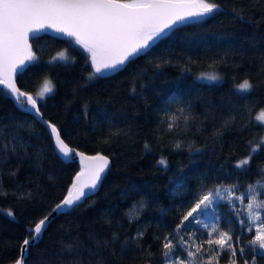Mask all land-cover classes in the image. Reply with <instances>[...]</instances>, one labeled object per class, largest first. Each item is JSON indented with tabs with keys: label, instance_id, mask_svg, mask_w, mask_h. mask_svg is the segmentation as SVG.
Wrapping results in <instances>:
<instances>
[{
	"label": "trees",
	"instance_id": "1",
	"mask_svg": "<svg viewBox=\"0 0 264 264\" xmlns=\"http://www.w3.org/2000/svg\"><path fill=\"white\" fill-rule=\"evenodd\" d=\"M216 2L220 11L174 27L106 78H88L90 57L69 39L29 40L37 60L17 76V87L37 100L49 80L53 91L37 101L41 116L70 148L108 156L110 164L95 194L54 216L25 264H165L163 238L197 198L216 189L247 199L234 207L216 202L183 232L185 240L193 232L200 237L195 264H229L230 250L217 257L218 246L206 243L217 220L219 231L232 234L237 264H264V249L249 244L254 227L239 223L248 220L250 196L264 200L256 183L264 180V146L248 166L235 167L264 138L255 117L264 110V0ZM59 52L74 63H50ZM199 74L216 79L204 82ZM246 79L250 92L238 87ZM4 93L0 87V264H12L28 229L61 201L80 168L59 157L46 127ZM186 256L177 249L173 259Z\"/></svg>",
	"mask_w": 264,
	"mask_h": 264
},
{
	"label": "snow or ice",
	"instance_id": "2",
	"mask_svg": "<svg viewBox=\"0 0 264 264\" xmlns=\"http://www.w3.org/2000/svg\"><path fill=\"white\" fill-rule=\"evenodd\" d=\"M218 11H220V5L216 0H0V85L9 90L4 93L5 95L10 94L15 97L17 107L23 108L26 101L31 106L28 110H35L32 114L39 117L37 100L20 90L14 80L15 76L22 75L37 60L29 43L30 39H38L47 30L61 34L54 38H70L66 41L67 43L71 44L74 41L75 45H79L88 54L86 61L90 57V66L93 71L89 73L88 78L90 80L97 76L106 78L108 74L123 70L127 63L146 54L153 44L167 36L169 31L177 25L203 21ZM55 61L74 63V60L65 52H59L49 62ZM207 79L214 80L216 77L208 76ZM238 87L242 92H250L253 85L246 79ZM52 91L51 82L45 80L38 96L42 100L45 94ZM176 119L175 114L170 118V129L175 126ZM258 119L264 120V113ZM185 122H187L186 118ZM48 127L55 137L58 153H61L63 158L72 159L73 150L61 139L57 127L51 123ZM261 146H264V138H261L258 144L251 145L250 155L238 161L235 167L248 166L252 155L261 150ZM75 155L80 157L83 168L75 176L67 195L53 208L52 211L57 215L65 214L79 206L83 198L93 194L102 178L101 173L108 167L109 161L103 155L86 156L80 152H75ZM159 164L167 167L164 159H161ZM260 171L264 173V169ZM256 183L260 192H264V180ZM85 189L89 191L86 192ZM247 191H252L251 185ZM226 195L227 203L233 207L236 201L243 204L247 199L244 193L234 197L232 190H228ZM218 199H223L219 189L210 190L197 198L194 206L190 205V210L176 225L175 232H170L163 238L161 244L165 264H195L197 254L203 251L202 245L197 243L200 237L193 232L185 240L183 232L187 231L192 223L199 225L200 216L213 208ZM246 209L248 220L239 218V223L241 227L247 224L250 231L255 226V236L249 240V244L258 245L259 249H264V220L261 213L254 210L264 209V200L258 202L256 196H252L246 204ZM7 214L13 216L11 211ZM51 215L49 213L39 219L28 229L29 235L20 246V256L15 264H25L28 249L42 238L43 232L51 222ZM237 215L240 217L239 213ZM256 222L259 223L256 224ZM218 225L217 220V223L208 230L206 243L210 247L218 246L217 257L222 252L230 250L229 264H237L235 259L237 251L232 234L219 231ZM207 228L208 226L205 225L206 230ZM214 233L217 235L214 236ZM142 236L143 233H137V237ZM97 244L99 246L100 242ZM235 245H239L238 238ZM177 249L186 252V258L173 259ZM68 251H72L71 246ZM251 251L255 252V248ZM245 252L246 249L240 247V255L244 256ZM261 255L264 256V253ZM73 264H83V262L75 260ZM208 264H211V258ZM244 264H248V261L245 260Z\"/></svg>",
	"mask_w": 264,
	"mask_h": 264
},
{
	"label": "water",
	"instance_id": "3",
	"mask_svg": "<svg viewBox=\"0 0 264 264\" xmlns=\"http://www.w3.org/2000/svg\"><path fill=\"white\" fill-rule=\"evenodd\" d=\"M177 26H179V25H177ZM42 34H48V36H51V38H53V39H56V38H54V37H59L61 34H57V33H54V32H52L51 30H47L46 32H44V33H42ZM57 39H61L62 41H66V40H68V39H70V38H67V37H63V38H57ZM31 40V39H30ZM74 42V41H73ZM30 43V42H29ZM141 56V55H140ZM119 72V71H118ZM117 72V73H118ZM111 74H108L107 75V77L108 76H110ZM97 77H99V76H97ZM16 78H17V76H15L14 77V80H16ZM100 78V77H99ZM0 87H2V89L4 90V92L6 93V92H8L9 90L8 89H6L3 85H0ZM19 88V87H18ZM20 89V88H19ZM9 96V98H11L12 99V102L15 104V106L17 107V105H16V102H15V97H12L10 94L8 95ZM34 98V97H33ZM21 99H24V98H21ZM30 105H28L27 104V102L25 101V104H24V107L23 108H20V109H22L23 110V112H25V113H29L31 116H33V117H35V119L37 120V122L38 123H40V124H42L44 127H46V130H47V132H48V134H49V136H51V138L53 139L52 141H53V143H54V148H55V152L57 153V155L59 156V157H63V155L61 154V153H58V150L56 149V144H55V137L52 135V133H51V129L48 127V122H46L45 121V119L41 116V114L39 113V117H36V116H34L32 113L33 112H35V110H31V111H29L28 109H30ZM19 108V107H18ZM62 139V138H61ZM63 140V139H62ZM70 148V147H69ZM70 149H72L73 150V152L71 153V155H72V159H67V158H65V159H67L68 161H75L76 163H77V165H78V167L80 168V171L82 170V168H83V165L81 164V162H80V157L79 156H76L75 155V152H78V150L76 149V148H70ZM81 153V152H80ZM83 153V152H82ZM84 155H86V156H95V155H97V154H93V155H88V154H86V153H83ZM105 156V155H104ZM107 159H108V161H109V163H108V167H109V164H110V158L108 157V156H105ZM108 167L106 168V169H108ZM106 169H105V171H106ZM80 171H77V173L75 174V176L80 172ZM105 171L103 172V173H101V180L98 182V186H97V189L94 191V193L93 194H95V192L96 191H98L99 190V186H100V184H101V181H103V176H104V174H105ZM75 176H74V178H75ZM85 191L86 192H88L89 191V189H85ZM93 194H90L89 196H92ZM67 195V193L64 195V196H66ZM64 198V197H63ZM62 198V199H63ZM61 199V200H62ZM85 200V198H83L82 199V201H84ZM81 201V202H82ZM57 204V203H56ZM55 204V205H56ZM55 205L53 206V208L55 207ZM53 210V209H52ZM51 210V212H49V213H51L52 215H51V217H50V221L54 218V216L55 215H57L56 213H54L53 211ZM48 213V214H49ZM48 214H46V215H48ZM45 215V216H46ZM19 256H20V248H19V254H18ZM18 256V257H19ZM17 259V258H16ZM16 259L14 260V262L12 263V264H15V261H16ZM145 264H147V263H145Z\"/></svg>",
	"mask_w": 264,
	"mask_h": 264
},
{
	"label": "rangeland",
	"instance_id": "4",
	"mask_svg": "<svg viewBox=\"0 0 264 264\" xmlns=\"http://www.w3.org/2000/svg\"><path fill=\"white\" fill-rule=\"evenodd\" d=\"M58 55V54H57ZM208 76H211L209 74H205V75H197L196 78L197 79H200L201 81H208L209 79H207ZM215 80V79H214ZM213 81V80H212ZM41 90V88L39 89V91ZM39 96L37 94V101L39 100ZM262 113H264V110H260V112L255 116L256 117V122L258 123H263L264 124V120L262 119H258V117H261ZM227 192H221V197H223V199H218L216 202L217 203H222V202H226L227 203V195H226ZM252 196L249 197V199L246 201V204L248 203V201L251 199ZM218 209V207H217ZM219 210V209H218ZM255 211H258L257 209H254ZM244 211L247 212V209H246V205L244 206ZM259 222H256V224H258ZM254 229H255V226H253ZM256 230V229H255ZM255 232V231H254Z\"/></svg>",
	"mask_w": 264,
	"mask_h": 264
}]
</instances>
